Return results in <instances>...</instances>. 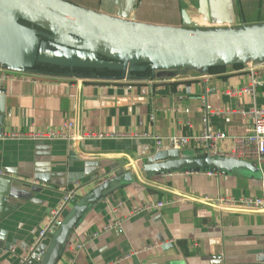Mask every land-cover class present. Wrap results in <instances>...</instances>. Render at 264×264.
Listing matches in <instances>:
<instances>
[{
    "label": "crops",
    "instance_id": "obj_1",
    "mask_svg": "<svg viewBox=\"0 0 264 264\" xmlns=\"http://www.w3.org/2000/svg\"><path fill=\"white\" fill-rule=\"evenodd\" d=\"M65 1L156 27L205 31L264 26V0ZM19 24L27 28H19L0 10L1 66L19 74L16 80L0 81V91L6 93L0 169L11 175L0 178V264H19V256L27 253L66 190L75 189L77 195L65 220L106 182L109 189L82 214L58 264H65L68 257L73 258L71 264H255L264 257V211L224 210L209 202L225 195L264 198L259 175L243 169L212 175L211 170L192 169L145 173L147 163L142 159L156 149L155 142L147 139L9 138L14 133L59 129L69 121L79 134L193 136L203 131L206 100L211 106L209 128L227 134L218 147L228 151L231 137L246 133L252 125L242 112L264 107V67L254 69L248 62L219 66L216 72L210 70L215 67L152 71L146 64H135L127 72L124 61L100 56L93 61L104 67L75 68L90 73L41 74L34 71L36 65L55 66L39 61L42 55L64 60L71 58L70 52L57 48L35 28ZM30 64L33 67L27 69ZM254 78L263 84L255 97L233 94ZM187 150L203 154L194 145ZM123 162L125 172L133 173L129 180L118 173ZM159 201L166 206L135 212L143 204ZM113 206L118 207L117 215ZM116 217L123 218L122 234L105 230ZM94 233L98 235L93 237ZM78 243L83 247L76 249ZM10 247L17 253L11 254Z\"/></svg>",
    "mask_w": 264,
    "mask_h": 264
},
{
    "label": "water",
    "instance_id": "obj_2",
    "mask_svg": "<svg viewBox=\"0 0 264 264\" xmlns=\"http://www.w3.org/2000/svg\"><path fill=\"white\" fill-rule=\"evenodd\" d=\"M0 10L6 12L19 28H27L19 24L21 20L27 22L37 28L42 37L50 39L57 48L69 51L71 58L68 59L61 60L55 54L52 56L56 60L48 55H42L39 59L60 67H104L105 64L93 61V58L100 56L124 61V70L127 72L135 64H146L152 71L207 70L264 59V26L205 31L156 27L112 18L65 0H0ZM1 65L2 62L0 67H3ZM32 67L33 64H30L27 69ZM123 78L128 80L126 75ZM5 111L6 93L0 91V137L4 133ZM142 160L147 163L142 170L145 173L154 171L164 174L180 169L198 172L201 168H209L211 173L217 174L223 169H243L259 175L264 181V170L248 162L196 155L187 149H155V152ZM125 165L123 162L117 170L120 177L129 180L133 173H126ZM109 187L108 182L99 186L94 198L87 197L84 206L75 208V214L64 221L61 233L46 248L48 261L43 260L41 264L59 263L69 234L78 225L82 214L91 203L100 200ZM255 264H264V257L259 258Z\"/></svg>",
    "mask_w": 264,
    "mask_h": 264
},
{
    "label": "built area",
    "instance_id": "obj_3",
    "mask_svg": "<svg viewBox=\"0 0 264 264\" xmlns=\"http://www.w3.org/2000/svg\"><path fill=\"white\" fill-rule=\"evenodd\" d=\"M264 59L259 61H251V68H263ZM256 75V74H255ZM19 78V74L11 72L3 67H0V81H13ZM263 84L258 81L257 78L252 79L249 86L242 88L239 91L233 92V94H246L251 97H255L256 89ZM131 89V87H129ZM203 106L205 108V115L203 116V131L198 135H173L169 138H162L158 135L142 132L140 134H128V133H105V132H87L79 134L75 132L76 125L69 121L62 128H46L44 131L39 132H26V133H14L9 135V138L15 139H31V140H65V141H83V140H107V139H147L153 140L156 145L157 151L163 149L168 150H185L191 145L197 148L199 153H203L201 156H211L212 158L222 159H234L239 161L248 162L255 167H259L264 170V107H255L249 111H243L252 120L250 129L243 134H235L231 137V147L228 151H222L218 147V142L228 138L227 134L221 132H213L209 128V114L211 113V106L206 100H203ZM154 118V117H153ZM191 126V124H189ZM196 172V171H193ZM199 172V171H198ZM209 175H212L209 172ZM11 175L6 171L0 169V178H11ZM77 190H66L63 199L60 204L49 214L46 222L37 234L33 244L29 247L27 253L19 256V264H41L47 254V244L55 236L57 230L64 224L65 211L70 206L72 200L76 197ZM7 201V200H5ZM209 202L215 204L221 209L232 211H264V198L259 197H236L232 195L218 196L215 199L209 200ZM167 202H155L147 203L138 207L135 212L148 211L153 209H162L166 206ZM113 214H118V207H112ZM123 218L116 217L115 220L105 227L107 231H114L118 234L124 232L122 227ZM98 233H94L93 237ZM83 245L78 243L76 249L82 248ZM9 252L16 254L15 247H10ZM133 253L129 254L132 255ZM126 255L125 258H128ZM73 262L72 257H68L65 264H71Z\"/></svg>",
    "mask_w": 264,
    "mask_h": 264
},
{
    "label": "trees",
    "instance_id": "obj_4",
    "mask_svg": "<svg viewBox=\"0 0 264 264\" xmlns=\"http://www.w3.org/2000/svg\"><path fill=\"white\" fill-rule=\"evenodd\" d=\"M20 23L25 25V26L35 28L33 25H31L27 22H24L22 20L20 21ZM35 29H37V28H35ZM210 70H211V72H216L220 69H219V67H215V68H211ZM34 71H37L38 73H41V74H54V75H66V74L70 73L71 71L85 72V73L91 72L89 70H78V69L70 70L68 68L60 67V66H44V65H36L34 68ZM201 171H210V169L209 168H201ZM64 251H65V249H64ZM64 251H63V253H64ZM183 251L186 253L185 249Z\"/></svg>",
    "mask_w": 264,
    "mask_h": 264
},
{
    "label": "rangeland",
    "instance_id": "obj_5",
    "mask_svg": "<svg viewBox=\"0 0 264 264\" xmlns=\"http://www.w3.org/2000/svg\"><path fill=\"white\" fill-rule=\"evenodd\" d=\"M186 8H187L186 5H184V3H183V10L186 9ZM185 22H186V20H185ZM224 29H228V28H224ZM61 228H62V227H61ZM61 228H59V229L57 230V235L61 233V231H62ZM44 260H45V261H48V256H46ZM45 261H44V262H45Z\"/></svg>",
    "mask_w": 264,
    "mask_h": 264
}]
</instances>
